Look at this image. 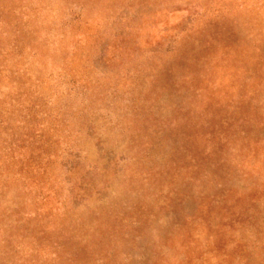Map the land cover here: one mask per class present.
<instances>
[{"label":"rangeland","instance_id":"rangeland-1","mask_svg":"<svg viewBox=\"0 0 264 264\" xmlns=\"http://www.w3.org/2000/svg\"><path fill=\"white\" fill-rule=\"evenodd\" d=\"M0 264H264V0H0Z\"/></svg>","mask_w":264,"mask_h":264}]
</instances>
